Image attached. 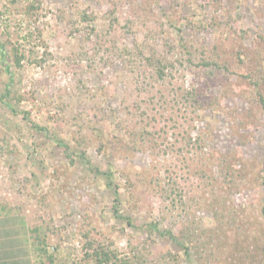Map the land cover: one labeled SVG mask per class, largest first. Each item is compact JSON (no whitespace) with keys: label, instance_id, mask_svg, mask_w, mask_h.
I'll use <instances>...</instances> for the list:
<instances>
[{"label":"rangeland","instance_id":"374dc122","mask_svg":"<svg viewBox=\"0 0 264 264\" xmlns=\"http://www.w3.org/2000/svg\"><path fill=\"white\" fill-rule=\"evenodd\" d=\"M0 44V206L56 264H264V0H0Z\"/></svg>","mask_w":264,"mask_h":264},{"label":"crops","instance_id":"0c3cea01","mask_svg":"<svg viewBox=\"0 0 264 264\" xmlns=\"http://www.w3.org/2000/svg\"><path fill=\"white\" fill-rule=\"evenodd\" d=\"M29 227L15 208L0 210V264H34Z\"/></svg>","mask_w":264,"mask_h":264},{"label":"trees","instance_id":"16d2710c","mask_svg":"<svg viewBox=\"0 0 264 264\" xmlns=\"http://www.w3.org/2000/svg\"><path fill=\"white\" fill-rule=\"evenodd\" d=\"M0 47L2 48V44H0ZM21 55H17L16 53H14L12 55L13 61L15 62V64L19 65V62L21 60ZM161 74H159V76H162V72H160ZM243 77H245L249 82L257 84L258 81L257 80H253V77L250 74H245ZM261 96V95H260ZM260 102L262 104V106L264 107V98L260 97ZM0 210L4 211L6 210L5 207L0 206ZM262 214L264 215V207H262ZM38 227L32 226L29 227V233H30V238H31V245L33 247V251H34V264H56L57 262V253L55 251L52 250H48V245L46 243V239L45 236L40 234L41 232L38 230ZM58 251V249H57ZM96 256L99 258L98 261L102 262V258L105 260L104 261H108L110 255L112 254L111 252H107L105 250H103V248L101 249H96L95 250Z\"/></svg>","mask_w":264,"mask_h":264}]
</instances>
